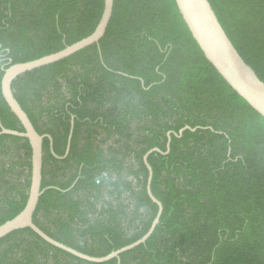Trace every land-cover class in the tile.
<instances>
[{
  "label": "trees",
  "instance_id": "16d2710c",
  "mask_svg": "<svg viewBox=\"0 0 264 264\" xmlns=\"http://www.w3.org/2000/svg\"><path fill=\"white\" fill-rule=\"evenodd\" d=\"M243 61L264 83V0H208ZM104 0H0V120L24 132L1 93L3 69L91 35ZM42 144L33 223L101 264H264V119L218 75L174 0H114L106 33L12 84ZM73 123L70 147L68 138ZM185 127L181 137H175ZM170 145L168 151V136ZM52 142V151L50 144ZM31 146L0 135V225L24 208ZM0 264H96L30 229L0 240Z\"/></svg>",
  "mask_w": 264,
  "mask_h": 264
},
{
  "label": "water",
  "instance_id": "95a60500",
  "mask_svg": "<svg viewBox=\"0 0 264 264\" xmlns=\"http://www.w3.org/2000/svg\"><path fill=\"white\" fill-rule=\"evenodd\" d=\"M176 7L194 41L203 53L205 59L215 69L223 81L260 117L264 119V83L257 77L255 72L248 66L238 54L232 45L225 31L220 25L208 0H174ZM114 0H104V9L101 19L91 35L65 47L56 53L44 56L42 58L19 64L9 65L3 69L1 79V93L4 101L9 107L11 113L19 120L24 132L13 131L2 126L0 120V135L24 138L29 141L31 146V178L28 198L23 210L13 219L0 225V240L7 235L23 229H30L42 240L51 246L60 249L78 259L101 264L113 259H118L124 252L130 251L141 244H144L153 234L162 215L163 207L161 203L153 196L151 192L152 169L147 159L150 154L160 152L158 149L150 150L144 156V164L149 172L147 183V195L151 201L157 205L158 213L154 219L149 231L139 240L127 245L117 251L111 252L104 257H91L75 251L44 234L34 223L33 215L35 213L38 201L43 191L41 190L42 181V144L45 138L51 140L47 135H39L30 122L27 114L22 110L12 91L13 82L25 73L32 72L45 66L62 61L90 46L99 45L104 37L113 12ZM196 129L185 127L180 130L175 137H181L183 132ZM73 132V123L68 138L67 151L70 147V141ZM170 145V134L168 136V151ZM52 151V142L50 144Z\"/></svg>",
  "mask_w": 264,
  "mask_h": 264
}]
</instances>
